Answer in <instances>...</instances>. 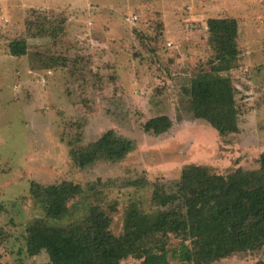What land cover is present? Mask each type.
<instances>
[{
  "label": "rangeland",
  "instance_id": "rangeland-1",
  "mask_svg": "<svg viewBox=\"0 0 264 264\" xmlns=\"http://www.w3.org/2000/svg\"><path fill=\"white\" fill-rule=\"evenodd\" d=\"M213 18L239 24L238 62L220 75L236 88L240 129L225 137L193 117L185 93L215 58L207 25ZM17 39L28 42L23 58L9 52ZM163 115L172 129L145 133L144 124ZM110 130L134 140L135 150L120 162L81 168L72 151ZM263 153L264 0H0V264H51L47 252H27L30 226L70 237L67 227L96 206L120 236L130 206L142 221L156 217L154 184H174L186 165L227 175L256 169ZM134 181L144 184L127 186ZM63 182L86 192L56 203L30 194L32 184ZM91 184L96 191H88ZM162 240L169 264H180L172 252L182 237ZM260 260L264 247L213 264ZM63 263L76 264L68 257ZM82 263L93 264L86 257Z\"/></svg>",
  "mask_w": 264,
  "mask_h": 264
},
{
  "label": "trees",
  "instance_id": "trees-1",
  "mask_svg": "<svg viewBox=\"0 0 264 264\" xmlns=\"http://www.w3.org/2000/svg\"><path fill=\"white\" fill-rule=\"evenodd\" d=\"M207 25L215 58L210 70L197 74L185 93L190 97L193 117L225 137L238 134L240 129L236 88L230 77L220 75L238 62L239 24L235 18H213ZM9 52L14 58L25 57L27 40H14ZM172 127V119L165 115L152 118L143 126L145 133L157 137ZM135 148L134 140L110 130L72 154L81 168H87L100 160L120 162ZM142 184L134 181L127 186ZM96 186L91 184L88 191H96ZM85 192L71 182L32 184L30 188L34 199L53 203L68 202ZM152 203L161 210L148 221H142L137 205L130 206L120 236L111 230V217L96 206L84 219L67 227L70 237L63 236L59 229L46 230L35 224L27 231V252L34 257L45 251L51 264H64V257L76 264H81L83 257L93 264H121L130 257L141 260V264H169L170 250L162 237L171 233L183 239L179 249L172 252V258L180 264H213L237 254L259 251L264 247V153L256 169L237 168L227 175L214 173L207 165H186L174 184H154ZM67 213H61L62 217ZM254 264H264V260Z\"/></svg>",
  "mask_w": 264,
  "mask_h": 264
}]
</instances>
